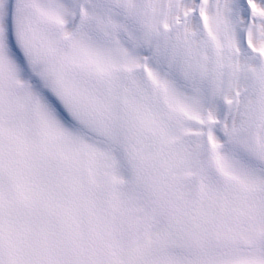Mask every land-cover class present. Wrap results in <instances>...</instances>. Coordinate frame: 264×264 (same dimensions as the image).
Returning a JSON list of instances; mask_svg holds the SVG:
<instances>
[{
	"label": "snow or ice",
	"instance_id": "6c2138e0",
	"mask_svg": "<svg viewBox=\"0 0 264 264\" xmlns=\"http://www.w3.org/2000/svg\"><path fill=\"white\" fill-rule=\"evenodd\" d=\"M0 264H264V0H0Z\"/></svg>",
	"mask_w": 264,
	"mask_h": 264
}]
</instances>
